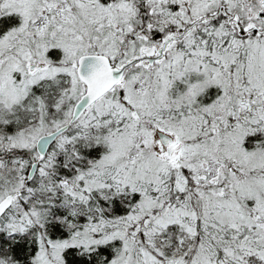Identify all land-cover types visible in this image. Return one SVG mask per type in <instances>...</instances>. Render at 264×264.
<instances>
[{
	"label": "snow or ice",
	"instance_id": "1",
	"mask_svg": "<svg viewBox=\"0 0 264 264\" xmlns=\"http://www.w3.org/2000/svg\"><path fill=\"white\" fill-rule=\"evenodd\" d=\"M0 264H264V0H0Z\"/></svg>",
	"mask_w": 264,
	"mask_h": 264
}]
</instances>
